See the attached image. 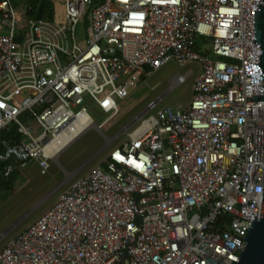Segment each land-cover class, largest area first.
I'll return each mask as SVG.
<instances>
[{"label":"built area","instance_id":"obj_1","mask_svg":"<svg viewBox=\"0 0 264 264\" xmlns=\"http://www.w3.org/2000/svg\"><path fill=\"white\" fill-rule=\"evenodd\" d=\"M256 1L54 0L52 20L27 19L16 42L15 9L0 0L4 177L29 160L43 174L163 64L198 65L190 102H148L106 138L98 165L0 248V264L238 262L264 177L263 101L251 99L262 80H250ZM193 75L176 73L169 90ZM88 106L108 117L96 125Z\"/></svg>","mask_w":264,"mask_h":264},{"label":"rangeland","instance_id":"obj_2","mask_svg":"<svg viewBox=\"0 0 264 264\" xmlns=\"http://www.w3.org/2000/svg\"><path fill=\"white\" fill-rule=\"evenodd\" d=\"M87 31L86 20L76 26L75 40L79 46L84 44ZM188 69H192L194 75L169 90L174 75L184 74ZM197 73L196 63L182 67L174 61L163 64L137 83L127 99L118 103V114L114 118L102 127L92 126L85 129L50 162L43 174L40 173L35 160H29L15 170L11 188H0V248L17 233L34 224L74 180L98 165L108 152V149H105L106 138L113 137L139 114L148 102L164 94L155 110L187 105L191 100L192 82ZM87 113L96 125L108 117L95 106H88Z\"/></svg>","mask_w":264,"mask_h":264},{"label":"water","instance_id":"obj_3","mask_svg":"<svg viewBox=\"0 0 264 264\" xmlns=\"http://www.w3.org/2000/svg\"><path fill=\"white\" fill-rule=\"evenodd\" d=\"M251 65L253 75L250 80H262V86H255L251 99L263 101L264 109V0H257L254 8ZM255 217L244 237L243 252L238 262L232 264H264V177L259 220H255Z\"/></svg>","mask_w":264,"mask_h":264},{"label":"trees","instance_id":"obj_4","mask_svg":"<svg viewBox=\"0 0 264 264\" xmlns=\"http://www.w3.org/2000/svg\"><path fill=\"white\" fill-rule=\"evenodd\" d=\"M11 5L16 11V34L15 41L18 42L26 29L27 19L47 20L53 18L52 0H10ZM196 49H199L196 47ZM202 54H208L209 51L204 49ZM7 138L4 132H0V139ZM3 164H0V188L9 190L14 178V172L7 176H3Z\"/></svg>","mask_w":264,"mask_h":264},{"label":"bare ground","instance_id":"obj_5","mask_svg":"<svg viewBox=\"0 0 264 264\" xmlns=\"http://www.w3.org/2000/svg\"><path fill=\"white\" fill-rule=\"evenodd\" d=\"M56 10H57V8H56ZM206 50V49H205ZM86 121V117H82L81 119H80V122L81 123H84Z\"/></svg>","mask_w":264,"mask_h":264},{"label":"crops","instance_id":"obj_6","mask_svg":"<svg viewBox=\"0 0 264 264\" xmlns=\"http://www.w3.org/2000/svg\"><path fill=\"white\" fill-rule=\"evenodd\" d=\"M53 6H54V0H52Z\"/></svg>","mask_w":264,"mask_h":264}]
</instances>
